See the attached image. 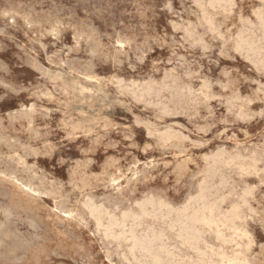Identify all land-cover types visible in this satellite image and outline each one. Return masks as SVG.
Segmentation results:
<instances>
[{"label":"rangeland","instance_id":"374dc122","mask_svg":"<svg viewBox=\"0 0 264 264\" xmlns=\"http://www.w3.org/2000/svg\"><path fill=\"white\" fill-rule=\"evenodd\" d=\"M216 1L0 0V264H264V0Z\"/></svg>","mask_w":264,"mask_h":264},{"label":"bare ground","instance_id":"6f19581e","mask_svg":"<svg viewBox=\"0 0 264 264\" xmlns=\"http://www.w3.org/2000/svg\"><path fill=\"white\" fill-rule=\"evenodd\" d=\"M195 1H196V0H195ZM214 1H216V0H214ZM218 1H219V0H218ZM223 1H224V0H223ZM225 1H227V0H225ZM230 1H231V0H230ZM211 2H213V1H211ZM216 2H217V1H216ZM216 2H215V3H216ZM168 3H169V2H168ZM209 3H210V2H209ZM213 3H214V2H213ZM219 3H220V2H219ZM232 3H233V2H232ZM232 3H231V4H232ZM261 3H262V2H261ZM226 4H227V3H226ZM229 4H230V3H229ZM231 4H230V5H231ZM168 5H169V4H168ZM192 5H193V4H192ZM234 7H235V6H234ZM212 8H213V6H212ZM210 9H211V8H210ZM228 9H230V8H228ZM199 10H200V9H199ZM217 10H218V9H217ZM221 10H223V9H221ZM224 10H225V9H224ZM252 11H253V10H252ZM226 12H227V11H226ZM223 13H224V12H223ZM260 13H261V12H260ZM228 15H229V14H228ZM256 15H257V14H256ZM259 16H260V15H259ZM259 16H258V17H259ZM261 16H263V15L261 14ZM256 18H257V16H256ZM260 18H261V17H260ZM263 18H264V17H263ZM246 19H248V18H246ZM249 19H250V18H249ZM215 20H216V19H215ZM244 20H245V19H244ZM258 20H259V19H258ZM258 20H256V21H258ZM216 21H217V20H216ZM218 21H219V20H218ZM172 22H173V20H172ZM243 22H244V21H243ZM262 22H263V21H262ZM244 23H246V22H244ZM259 23H260V22H259ZM259 23H258V24H259ZM263 23H264V22H263ZM263 23H261L260 25H264ZM178 24H179V23H178ZM173 25H174V24H173ZM190 26H191V25H190ZM248 27H249V26H248ZM248 27H247V28H248ZM241 28H242V27H241ZM250 28H251V27H250ZM177 29H178V28H177ZM177 29H176V30H177ZM213 29H214V28H213ZM243 29H245V28H243ZM253 29H254V28H253ZM176 30H175V31H176ZM229 30H230V29H229ZM262 30H263V28H262ZM180 31H181V30H180ZM188 32H189V31H188ZM261 32H262V31H261ZM189 33H190V32H189ZM214 33H216V32H214ZM239 34H242V35H243V33H239ZM239 34H238V37L240 36ZM257 34H260V33H257ZM245 35H246V34H245ZM243 36H244V35H243ZM253 36H256V35L253 34ZM253 36H252V37H253ZM260 36H261V35H260ZM196 37H197V36H196ZM219 37H220V36H219ZM245 37H246V36H245ZM242 38H243V37H242ZM255 38H256V37H255ZM261 38H262V37H261ZM250 39H251V38H250ZM250 39H249V40H250ZM252 39H253V38H252ZM263 39H264V36H263ZM220 40H221V38H220ZM236 40H237V39H236ZM238 40H239V39H238ZM257 40H258V39H257ZM257 40H256V41H257ZM254 41H255V40H254ZM239 42H240V41H239ZM239 42H236V43H238V45H239ZM242 42H243V41H242ZM263 42H264V41L262 40V42H260V43L262 44ZM194 43H195V42H194ZM227 43H228V42H227ZM252 43H253V42H252ZM205 44H206V43H205ZM241 44H242V43H241ZM247 44H248V42H247ZM122 45H123V44H122ZM234 45H236V44H234ZM234 45H233V46H234ZM238 45H237V46H238ZM242 45H243V44H242ZM244 45H245V44H244ZM255 45H259V43H258V44L255 43ZM255 45H254V46H255ZM169 47H170V46H169ZM220 47H221V46H220ZM241 47H242V46H241ZM257 47H258V46H257ZM257 47H256V48H257ZM261 47H264V46L262 45ZM242 48H243V47H242ZM246 49H247V48H246ZM159 50H160V49H159ZM259 50H260V49H259ZM262 51H263V50H262ZM250 52H251V50H250ZM241 53H242V52H241ZM261 53H262V52H261ZM263 54H264V51H263ZM220 55H221V54H220ZM245 55H246V54H245ZM253 56H254V55H253ZM261 56H262V55H261ZM257 58H258V57H257ZM263 59H264V58H262V60H263ZM136 60H137V59H136ZM262 60H261L260 62H262ZM132 62H133V61H132ZM262 63H263V62H262ZM262 63H261V64H262ZM256 65H257V64H256ZM134 68H135V67H134ZM256 69H257V68H256ZM260 69H261V68H260ZM258 70H259V69H258ZM230 73H231V72H230ZM260 73H261V72H260ZM196 75H197V74H196ZM229 75H230V74H229ZM87 79H88V78H87ZM250 79H251V78H250ZM122 80H123V79H122ZM166 81H167V80H166ZM217 81H218V80H217ZM250 81H251V80H250ZM132 82H133V81H132ZM217 83H218V82H217ZM202 84H203V83H202ZM117 85H118V84H117ZM130 85H131V84H130ZM164 85H165V84H164ZM204 85H205V84H204ZM123 86H124V85H123ZM190 86H191V85H190ZM173 87H174V86H173ZM218 87H219V85H218ZM120 88H121V87H120ZM137 88H138V87H137ZM167 88H168V87H167ZM150 89H151V88H150ZM234 89H235V88H234ZM236 89H237V88H236ZM120 90H121V89H120ZM127 90H128V89H127ZM133 90H134V89H133ZM133 90H132V91H133ZM173 90H174V89H173ZM199 90H200V89H199ZM227 90H228V89H227ZM191 91H192V90H191ZM224 92H225V91H224ZM236 92H237V90H236ZM137 93H138V92H137ZM174 93H176V92H174ZM218 93H219V92H218ZM15 94H16V93H15ZM125 94H126V93H125ZM130 94H131V93H130ZM172 94H173V93H172ZM204 94H205V93H204ZM204 94H203V95H204ZM120 95H121V94H120ZM178 95H179V94H178ZM122 96H123V95H122ZM192 96H193V95H192ZM206 96H207V95H206ZM147 97H148V96H147ZM181 97H182V96H181ZM190 97H191V96H190ZM238 97H239V96H238ZM144 98H145V97H144ZM177 98H178V97H177ZM202 98H203V97H202ZM205 99H207V97H206ZM221 99H222V98H221ZM180 100H181V99H180ZM231 100H232V99H231ZM54 101H55V100H54ZM249 101H250V100H249ZM191 102H192V101H191ZM197 102H198V101H197ZM192 103H193V102H192ZM150 104H151V103H150ZM248 104H249V103H248ZM153 105H155V104H153ZM230 106H233V105H230ZM189 107H190V106H189ZM242 108H243V107H242ZM263 108H264V107H263ZM177 109H178V108H177ZM232 109H233V108H232ZM236 109H237V108H236ZM239 109H240V108H239ZM263 110H264V109H263ZM241 111H242V110H241ZM257 112H258V111H257ZM241 114H242V113H241ZM239 116H240V115H239ZM245 117H246V116H245ZM248 117H249V116H248ZM135 124H136V123H135ZM146 127H147V126H146ZM203 128H204V127H203ZM203 130H204V129H203ZM200 131H201V130H200ZM115 133H116V132H115ZM166 134H167V133H166ZM170 136H171V135H170ZM127 137H128V136H127ZM125 139H126V138H125ZM262 145H263V144H262ZM253 152H254V151H253ZM260 152H261V151H260ZM44 154H46V153H44ZM229 154H231V153H229ZM235 154H236V153H235ZM256 154H257V153H256ZM220 155H221V154H220ZM238 156H239V155H238ZM205 157H206V156H205ZM216 157H217V156H216ZM232 157H233V156H232ZM254 157H255V156H254ZM254 157H253V158H254ZM226 158H227V157H226ZM228 158H229V157H228ZM230 158H231V157H230ZM237 158H238V157H237ZM242 158H243V157H242ZM255 158H256V157H255ZM263 158H264V157H263ZM235 159H236V158H235ZM256 159H257V158H256ZM259 159H260V158H259ZM228 161H229V160H228ZM259 161H260V160H259ZM205 162H206V159H205ZM241 163H242V162H241ZM239 164H240V163H239ZM247 164H248V163H247ZM258 164H259V163H258ZM256 165H257V164H256ZM206 166H207V165H206ZM209 166H210V165H209ZM224 166H226V165H224ZM234 166H235V165H234ZM242 166H243V165H242ZM222 167H223V166H222ZM237 167H238V166H237ZM237 167H236V168H237ZM262 167H263V166H262ZM233 168H234V167H233ZM236 168H235V169H236ZM238 168H239V167H238ZM244 168H245V167H244ZM244 168H243V169H244ZM255 168H257V167H255ZM219 169H220V168H219ZM260 169H261V168H260ZM210 170H211V169H210ZM228 170H229V169H228ZM236 170H237V169H236ZM238 170H239V172H240V169H238ZM253 170H254V169H253ZM207 171H208V170H207ZM216 171H217V170H216ZM241 172H242V171H241ZM245 172H246V171H245ZM247 173H248V172H247ZM257 173H258V172H257ZM241 174H242V173H241ZM249 175H250V174H249ZM253 175H254V174H253ZM225 176H226V175H225ZM246 177H247V176H246ZM257 177H258V176H257ZM257 177H255V178H257ZM213 178H214V177H213ZM219 178H220V177H219ZM221 178H222V177H221ZM248 178H249V176H248ZM208 179H209V178H208ZM231 180H232V179H231ZM229 181H230V180H229ZM257 181H258V180H257ZM192 182H193V181H192ZM207 182H208V181H207ZM210 182H211V181H210ZM198 183H199V182H198ZM202 183H203V182H202ZM238 183H239V182H238ZM222 184H223V182H222ZM221 186H222V185H221ZM227 186H228V185H227ZM203 187H204V186H203ZM205 187H206V186H205ZM207 187H208V186H207ZM209 187H210V186H209ZM230 187H231V186H230ZM232 187H233V186H232ZM236 187H237V186H236ZM222 188H223V187H222ZM240 188H241V187H240ZM248 188H249V187H248ZM27 189H30V188L27 187ZM197 189H198V188H197ZM228 189H229V188H228ZM232 189H233V188H232ZM251 189H252V188H251ZM203 190H204V189H203ZM216 190H217V189H216ZM218 190H219V189H218ZM235 190H236V189H235ZM242 191H243V190H242ZM32 192H33V189H32ZM207 192H208V191H207ZM220 192H221V191H220ZM247 192H248V191H247ZM199 193H200V192H199ZM221 193H222V192H221ZM200 194H201V193H200ZM200 194H199V195H200ZM202 194H204V193L202 192ZM202 194H201V195H202ZM247 194H248V193H247ZM204 195H205V194H204ZM245 195H246V194H245ZM144 196H145V195H144ZM149 196H150V195H149ZM205 196H207V195H205ZM220 196H221V195H220ZM241 196H242V195H241ZM202 197H203V196H202ZM250 197H251V196H250ZM85 198H86V197H85ZM149 198H152V200H153V197H148V199H149ZM189 198H190V197H189ZM229 198H230V197H229ZM231 198H232V197H231ZM244 198H245V197H244ZM244 198H243V199H244ZM207 199H208V198H207ZM223 199H224V198H223ZM215 200H216V199H215ZM217 200H218V199H217ZM221 200H222V199H221ZM221 200H220V201H221ZM225 200H226V199H225ZM227 200H228V199H227ZM233 200H234V199H233ZM106 201H107V200H106ZM145 201H146V200H144L143 202H145ZM156 201H158V200H156ZM159 201H160V200H159ZM201 201H202V200H201ZM203 201H204V200H203ZM203 201H202V202H203ZM206 201H207V200H206ZM222 201H223V200H222ZM84 202H85V201H84ZM153 202H154V201H153ZM191 202H192V201H191ZM193 202H195V201H193ZM193 202H192V203H193ZM199 202H200V201H199ZM204 202H205V201H204ZM204 202H203V203H204ZM208 202H209V201H208ZM213 202H214V201H213ZM216 202H217V201H216ZM113 203H114V202H113ZM157 203H158V202H157ZM188 203H190V202H188ZM188 203H187V204H188ZM192 203H191V204H192ZM200 203H201V202H200ZM203 203H201V204L203 205ZM214 203H215V202H214ZM133 204H134V203H133ZM143 204H144V206H145V203H143ZM149 204H150V203H149ZM153 204H154V203H152V205H153ZM163 204H164V203H163ZM191 204H188V205L190 206ZM195 204H196V203H195ZM195 204H194V205H195ZM201 204H200V205H201ZM206 204H207V203H206ZM215 204H216V203H215ZM215 204H214V205H215ZM87 205H88V204H87ZM90 205H91V203H90ZM147 205H148V203H147ZM152 205H151V206H152ZM192 205H193V204H192ZM198 205H199V204H198ZM198 205H197V206H198ZM200 205H199V206H200ZM202 205H201V206H202ZM214 205H213V207H214ZM217 205H218V204H217ZM217 205H216V207H217ZM238 205H239V204H238ZM88 206H89V205H88ZM100 206H101V205H100ZM100 206H99V207H100ZM137 206H138V205H137ZM151 206H150V207H151ZM162 206H163V205H162ZM166 206H167V204H166ZM181 206H182V205H181ZM184 206H185V205H184ZM197 206H195V208H197ZM203 206H204V205H203ZM206 206H207V205H206ZM209 206H210V205H209ZM211 206H212V205H211ZM232 206H233V205H232ZM236 206H237V205H236ZM95 207H98V206H95ZM95 207H94V208H95ZM169 207H170V206H169ZM213 207H211V208H213ZM218 207H219V206H218ZM94 208H93V209H94ZM198 208H199V207H198ZM200 208H202V207H200ZM204 208H205V207H204ZM204 208H203V209H204ZM209 208H210V207H209ZM209 208H208V209H209ZM211 208H210V209H211ZM214 208H215V207H214ZM219 208H220V207H219ZM236 208H238V207H236ZM98 209H99V208H98ZM138 209L140 210V208H138ZM154 209H156V208L154 207ZM154 209H153V212H154ZM158 209H160V206H159ZM158 209H157V210H158ZM172 209H173V208H172ZM186 209H187V208H186ZM191 209H193L192 206H191ZM203 209H201V210H203ZM217 209H218V208H217ZM242 209H243V208H242ZM85 210H86V209H85ZM91 210H92V209H91ZM91 210H90V211H91ZM96 210H97V209H96ZM116 210H117V209H116ZM150 210H152V209H150ZM157 210H155V211H157ZM161 210H162V207H161ZM167 210H168V209H167ZM169 210H171V209H169ZM187 210L189 211V210H190V207H189V209H187ZM193 210H194V212H196L195 209H193ZM196 210H197V209H196ZM219 210H220V209H219ZM229 210H230V209H229ZM236 210H237V209H236ZM261 210H262V209H261ZM90 211H89V212H90ZM94 211H95V210H94ZM106 211H107V210H106ZM110 211H111V210H110ZM174 211H175V210H174ZM180 211H181V210H180ZM191 211H192V210H191ZM191 211H190V213H191ZM199 211H200V210H199ZM199 211H198V212H199ZM209 211H211V210H209ZM212 211H214V209H213ZM215 211H216V210H215ZM226 211H227V210H226ZM237 211H238V210H237ZM247 211H249V210H247ZM115 212H116V211H115ZM132 212H134V211H132ZM141 212H143V211H141ZM144 212H145V211H144ZM148 212H149V211H148ZM148 212H147V213H148ZM151 212H152V211H151ZM171 212H172V211H171ZM182 212H183V211H182ZM185 212H186V210H185ZM201 212L203 213L204 211H201ZM206 212H207V210H206ZM219 212H220V211H219ZM223 212H224V211H223ZM238 212H239V211H238ZM93 213H95V212H93ZM123 213H124V212H123ZM128 213H129V212H128ZM136 213H138V212H136ZM161 213H163V212H161ZM161 213H160V214H161ZM165 213H166V212H165ZM175 213H176V211H175ZM177 213H178V212H177ZM192 213H193V211H192ZM192 213H191V215H192ZM215 213H216V212L212 213L213 217H214V214H215ZM227 213H228V212H227ZM230 213H231V212H230ZM232 213H233V212H232ZM234 213H235V211H234ZM124 214H125V213H124ZM149 214H150V213H149ZM169 214H170V213H169ZM194 214H195V213H194ZM194 214H193V215H194ZM207 214H208V212L205 214L206 217H209V216H208L209 214H208V215H207ZM220 214H221V213H219V217H220ZM237 214H238V213H237ZM237 214H236V215H237ZM239 214H240V213H239ZM239 214H238V215H239ZM96 215H98V214H96ZM110 215H111V214H110ZM114 215H115V213H114ZM135 215H136V214H135ZM139 215H140V213H139ZM141 215H142V214H141ZM141 215H140V216H141ZM143 215L146 216L145 214H143ZM156 215H157V214H156ZM165 215H166V214H164V216H165ZM167 215H168V213H167ZM171 215H172V214H171ZM175 215H176V214H175ZM180 215H181V214L179 213L178 216H180ZM182 215H183V214H182ZM191 215H190V216H191ZM200 215H203V214L200 213ZM210 215H211V214H210ZM212 215H211V216H212ZM100 216H101V215H100ZM100 216H99V217H100ZM112 216H113V215H112ZM136 216H137V215H136ZM140 216H137V217H140ZM152 216H153V214H152ZM157 216H158V215H157ZM178 216L176 217V219H177V218L180 219ZM186 216H188V215L185 214V217H186ZM190 216H189V217H190ZM222 216H223V215H221V217H222ZM224 216L226 217V215H224ZM228 216H229V214H228ZM243 216H244V215H243ZM103 217H104V216H103ZM108 217H109V216H108ZM122 217H125V218H126V216H122ZM128 217H129V214H128ZM130 217H131V216H130ZM149 217H150V216H149ZM161 217H162V216H161ZM165 217H166V216H165ZM168 217H169V215H168ZM171 217H172V216H171ZM181 217H183V216H181ZM195 217H196V216H195ZM238 217L240 218V216H238ZM250 217H251V216H250ZM250 217H249V218H250ZM117 218H118V217H117ZM133 218H134V217H133ZM135 218H136V217H135ZM144 218H145V217H144ZM173 218H174V217H173ZM198 218H199V217H198ZM202 218H203V217H202ZM204 218H205V216H204ZM216 218H217V215H216ZM222 218H223V217H222ZM226 218H227V217H226ZM234 218H236V217H235V214H234ZM122 219H123V218H122ZM127 219H128V218H127ZM154 219H155V218H154ZM158 219H160V218H158ZM176 219H175V220H176ZM182 219H185V218H182ZM187 219H188V218H187ZM190 219L192 220V217H191ZM210 219H212L213 222H212L211 220H210V221H211L212 223H214L215 220H213V219H215V218H210ZM219 219H220V218H219ZM219 219L217 218L216 220H219ZM224 219H225V218H224ZM252 219H253V218H252ZM256 219H257V218H256ZM123 220H124V219H123ZM129 220H131V218H130ZM136 220H138V219L136 218L135 221H136ZM162 220H164V219H162ZM168 220H169V219H168ZM168 220H167V221H168ZM193 220H194V219H193ZM197 220H198V219H197ZM229 220H230V219H229ZM229 220H228V221H229ZM236 220H237V219H236ZM243 220H244V219H243ZM92 221H93V219H92ZM95 221H97V219H95ZM133 221H134V220L132 219V223H133ZM139 221H140V220H139ZM142 221H143V220H142ZM152 221H153V220H152ZM171 221H172V220H171ZM198 221H199V220H198ZM210 221H209V223L212 224ZM228 221H227V222H228ZM231 221H232V220H230V222H231ZM241 221H242V219H241ZM246 221H247V220H246ZM248 221H249V220H248ZM107 222H108V220H107ZM126 222H127V221H126ZM128 222H129V221H128ZM136 222H137V221H136ZM182 222H183V221H182ZM187 222H189V221H187ZM201 222L203 223L202 220H201ZM206 222H207V221H206ZM206 222H205V223H206ZM222 222H223V221H222ZM230 222H229V223H230ZM16 223H17V222H16ZM121 223H123V222H121ZM130 223H131V222H130ZM138 223H139V222H138ZM169 223H170V221H169ZM175 223H176V222H175ZM177 223H178V221H177ZM189 223H190V222H189ZM192 223H193V222H192ZM192 223H191V224H192ZM199 223H200V222H199ZM202 223H201V224H202ZM216 223L219 224V222H216ZM224 223H226V222H224ZM253 223H254V222H253ZM21 224H22V223H21ZM101 224H102V223H101ZM124 224H125V222H124ZM150 224H151V223H150ZM165 224H166V223H165ZM171 224H172V223H171ZM180 224L184 225L183 223H181V220H180ZM220 224H221V223H220ZM243 224H244V223H243ZM246 224H247V223H246ZM108 225H109V224H108ZM143 225H144V224H143ZM182 225H181V226H182ZM193 225H194V223H193ZM203 225H204V224H203ZM224 225H225V224H223V227H226V226H227V225H225V226H224ZM27 226H28V225H27ZM99 226H100V225L98 224L97 227H99ZM149 226L152 227V225H149ZM176 226H177V225H176ZM179 226H180V225H178V228H179ZM194 226H195V225H194ZM212 226H215V225H212ZM216 226H217V225H216ZM221 226H222V225H221ZM229 226H230V225H229ZM233 226H234V225H233ZM100 227H102V226H100ZM119 227H120V226H119ZM125 227H126V226H125ZM129 227H130V226H129ZM134 227H135V226H134ZM141 227H142V226H141ZM146 227H147V224H146V226H145V230H146ZM182 227H183V226H182ZM182 227H181V228H182ZM184 227H185V226H184ZM184 227H183V228H184ZM208 227H211V226H209V224H208ZM208 227H207V228H208ZM236 227H237V226H236ZM104 228H105V227H104ZM123 228H124V226H123ZM131 228H132V227H131ZM164 228H165V227H164ZM175 228H176V227H174L173 229H175ZM187 228H188V227H187ZM189 228H190V227H189ZM191 228H193V226H191ZM198 228H200V224H199V227H198ZM213 228H214V227H213ZM230 228H231V229H233V228L235 229V227H233V228L230 227ZM260 228H261V227H260ZM29 229H30V228H29ZM106 229H107V228H106ZM114 229H115V228H114ZM125 229H126V228H125ZM136 229H138V228H136ZM136 229L134 228V230H136ZM162 229H163V228H162ZM202 229H203V228H202ZM202 229H201V231H202ZM211 229H212V227H211ZM227 229H228V228H227ZM238 229H239V228L237 227L236 230H238ZM104 230H105V229H104ZM123 230H124V229H123ZM145 230H144V233L146 232ZM149 230H150V229H149ZM151 230H152V228H151ZM167 230H168V229H167ZM170 230H171V229H170ZM177 230H178V229H177ZM185 230L187 231V229H185ZM191 230H192V231H193V230H194V231L196 230V232H194V233H197V231H198V230L196 229V227H194V229H191ZM191 230L189 229V232H191ZM215 230H216V229H215ZM215 230L212 229L213 232H215ZM218 230H219V229H218ZM218 230H217V231H218ZM223 230H224V229H223ZM106 231H107V235L110 236V235H109L110 233L108 234L109 229L106 230ZM121 231H122V230H121ZM152 231H153V230H152ZM163 231H164V230H163ZM203 231H204V229H203ZM207 231H208V230H207ZM220 231H222V230H220ZM233 231H234V230H233ZM101 232H102V231H101ZM129 232H131L130 229H129ZM135 232H136V231H135ZM139 232H140V230L138 231V233H139ZM154 232H156V231H154ZM154 232H153V233H154ZM176 232H177V231H176ZM189 232H188V233H189ZM198 232H200V231H198ZM218 232H219V231H218ZM230 232H231V231H230ZM234 232L236 233V231H234ZM234 232H233V233H234ZM105 233H106V232H105ZM124 233H125V232H124ZM124 233H122V234H124ZM161 233H162V232H161ZM174 233H175V232H174ZM179 233L181 234V232H179ZM179 233H178L177 235H179ZM182 233H183V232H182ZM186 233H187V232H186ZM191 233H192V232H191ZM194 233H192V234L194 235V236H192V237H194L193 239L198 240V239L195 238V237H196V236H195L196 234H194ZM200 233H201V232H200ZM205 233H206V232H205ZM220 233H221V235H222V232H220ZM227 233H228V232H227ZM243 233H245V232H243ZM113 234H114V233H113ZM116 234H117V233H116ZM131 234H132V233H131ZM131 234H130V235L128 234V236H131ZM134 234H135V233H134ZM142 234H143V232H142ZM148 234H149V232H148ZM157 234H158V233H156V235H157ZM171 234H172V233H171ZM202 234H203V233H202ZM202 234H200V235H202ZM216 234H217V233H216ZM103 235H104V234H103ZM107 235H106V236H107ZM114 235H115V234H114ZM117 235H118V234H117ZM119 235H120V234H119ZM145 235H146V234H145ZM152 235H153V234H152ZM158 235H159L160 237H163V236H161L160 234H158ZM163 235H164V233H163ZM175 235H176V234H175ZM175 235H174V236H175ZM182 235H183V234H182ZM185 235H186V234H185ZM188 235L190 236V233H189ZM200 235H199V236H200ZM213 235H214V234H213ZM218 235L220 236L219 233H218ZM218 235H217V236H218ZM224 235H225V234H224ZM230 235H232V234H230ZM237 235H238V234H237ZM241 235H242V234H241ZM243 235H244V234H243ZM38 236H39V235H38ZM120 236H121V235H120ZM132 236H133V234H132ZM132 236H131V237H132ZM135 236H137V235H135ZM149 236H150V235H149ZM159 236H158V237H159ZM165 236H166V235H165ZM165 236H164V237H165ZM219 236H218V237H219ZM226 236H228V235H226ZM238 236H239V235H238ZM112 237H115V236H112ZM122 237H123V236H121V240H123ZM131 237H130V238H131ZM153 237H154V235H153ZM153 237H152V238H153ZM177 237H178V236H176V238H177ZM181 237H182V236H181ZM183 237H184V236H183ZM231 237H232V236H231ZM247 237H248V236H247ZM124 238H125V237H124ZM136 238H138V237H136ZM147 238H148V237H147ZM152 238H150V240H151ZM155 238H156V237H155ZM176 238H175V239H176ZM184 238H186V237H184ZM199 238H200V237H199ZM232 238H233V237H232ZM232 238H230V239H232ZM242 238H243V237H242ZM250 238H251V237H250ZM103 239H104V238H103ZM126 239H127V238H126ZM142 239L144 240V238H142ZM142 239H141V238H140V239L138 238L137 240L140 242V240H142ZM153 239H154V238H153ZM157 239H158V238H157ZM167 239H168V238H167ZM167 239H166V240H167ZM169 239H170V238H169ZM171 239H172V238H171ZM171 239H170L169 241H171ZM189 239H190V237H189L188 239L186 238L185 241H188ZM193 239H192V240H193ZM114 240H115V241H116V240L118 241L119 239H118L117 236H116V239H114ZM131 240H133V239H131ZM143 240H142V241H143ZM145 240H147V239H145ZM154 240L157 241L156 239H154ZM158 240H160V239H158ZM161 240H162V239H161ZM163 240H164V239H163ZM163 240H162V241H163ZM177 240H178V238H177ZM179 240H180V238H179ZM179 240H178V242H181V240L183 241V239H181L180 241H179ZM201 240H202V239H201ZM218 240H219V239H218ZM221 240H222V239H221ZM221 240H220V241H221ZM248 240H249V239H248ZM32 241H33V240H32ZM125 241H126V240H125ZM129 241H130V240H129ZM133 241H134V240H133ZM147 241H148V240H147ZM152 241H153V240H152ZM172 241H174V240H172ZM175 241H176V240H175ZM222 241H223V240H222ZM231 241H232V240H231ZM243 241H244V240H243ZM126 242H127V241H126ZM143 242H145V241H143ZM148 242H149V241H148ZM153 242H154V241H153ZM167 242H168V241H167ZM189 242H190V241H189ZM191 242H192V241H191ZM214 242H215V241H214ZM229 242H230V241H229ZM249 242H250V241H249ZM253 242H254V241H253ZM124 243H125V242H124ZM124 243H123V244H124ZM131 243H132V241H131ZM134 243H135V242H134ZM140 243H141V242H140ZM150 243H151V242H150ZM160 243H161V241H160ZM162 243H164V242H162ZM162 243H161V244H162ZM165 243H166V242H165ZM176 243H177V242H176ZM195 243H196V242H195ZM202 243H203V241H202ZM205 243H206V242H205ZM223 243H224V241H223ZM226 243H227V242H226ZM111 244H112V243H111ZM132 244H133V243H132ZM132 244H131V246H132ZM135 244H137V243H135ZM135 244H134V246H135ZM166 244H167V246H168V243H166ZM182 244H183V243H182ZM192 244H193V242H192ZM140 245H141V244H140ZM142 245H143V243H142ZM144 245H145V244H144ZM144 245H143V246H144ZM156 245H157V244H156ZM177 245H178V243H177ZM180 245H181V243H180ZM185 245H186V244H185ZM189 245H190V244H189ZM138 246H139V245H138ZM153 246H154V249H155V248H156V247H155V244H154ZM153 246H152V247H153ZM159 246H160V245H159ZM159 246H158V247H159ZM161 246H163V245H161ZM167 246L165 245L166 248H167ZM171 246H172V245H171ZM178 246H179V245H178ZM181 246H182V245H181ZM191 246H193V245H191ZM197 246H198V244H197ZM201 246H202V245H201ZM205 246H207V243H206ZM149 247H151V246L149 245ZM169 247H170V243H169ZM173 247H174V246H173ZM179 247H180V246H179ZM186 247H190V246H186ZM207 247H208V246H207ZM219 247H220V246H219ZM219 247H218V248H219ZM234 247H235V246H234ZM126 248H127V247H126ZM131 248H133V247H131ZM135 248H137V245L135 246ZM138 248H139V247H138ZM138 248H137V249H138ZM160 248H162V247H160ZM174 248H175V247H174ZM174 248H173V249H174ZM182 248H184V247L182 246ZM208 248H210V247H208ZM208 248H207V249H208ZM128 249H130V248H128ZM142 249H143V248H142ZM151 249H152V248H151ZM167 249H168V248H167ZM169 249H171V248H169ZM175 249H176V248H175ZM177 249H178V248H177ZM177 249H176V250H177ZM185 249H187V248H185ZM189 249H190V248H189ZM191 249H192V248H191ZM191 249H190V250H191ZM195 249H196V248H195ZM205 249H206V248H205ZM214 249H215V248H214ZM133 250H134V248H133ZM148 250H149V249H148ZM148 250H147V251H148ZM160 250H161V249H160ZM160 250H159V252H160ZM162 250H163V249H162ZM171 250H172V249H171ZM171 250H170V251H171ZM176 250H175V251H176ZM178 250H179V249H178ZM134 251H136V249H135ZM141 251H143V250H140V252H141ZM151 251H152V250H151ZM154 251H156V250H154ZM165 251H166V250H165ZM165 251H164V252H165ZM193 251H194V250H193ZM197 251H198V250H197ZM197 251H196V252H197ZM201 251H202V250H201ZM201 251L199 250V252H201ZM210 251H212V250H210ZM114 252H115V251H114ZM136 252H137V251H136ZM157 252H158V251H157ZM159 252H158V253H159ZM162 252H163V251H162ZM166 252H168V250H167ZM173 252H174V251H173ZM179 252H180V250H179ZM186 252H188V251L186 250ZM191 252H192V250H191ZM191 252H190V253H191ZM196 252H195V253H196ZM208 252H209V250H208ZM221 252H222V251H221ZM229 252H230V251H229ZM127 253H130V251H128ZM138 253H139V251H138ZM138 253H137V254H138ZM147 253H148V252H146V253H144V254L147 255ZM175 253H176V252H174L173 254H175ZM193 253H194V252H193ZM193 253H192V254H193ZM215 253H216V252H215ZM215 253H214V254H215ZM153 254H154V253H153ZM155 254H156V252H155ZM166 254H167V253H166ZM180 254H182V253L180 252ZM180 254H178V255H180ZM199 254H200V253H199ZM203 254H205V251H204V253H202V255H203ZM127 255H128V254H127ZM131 255H132V254H131ZM138 255H139V254H138ZM149 255H150V254H149ZM158 255H159V254H158ZM163 255H165V254H163ZM163 255H162V253H161V257H164ZM169 255L172 256V255H171V252L169 253ZM184 255H185V254H184ZM205 255H208V253L205 254ZM216 255H217V254H216ZM221 255H222V253H221ZM235 255H236V254H235ZM245 255H246V254H245ZM12 256H13V255H12ZM133 256H135V254H134ZM136 256H137V255H136ZM152 256H153V255H152ZM166 256H167V255H166ZM188 256H189V255H188ZM194 256H196V255H194ZM197 256H198V255H197ZM217 256H218V255H217ZM226 256H228V255H225V259H226ZM123 257H124V256H123ZM143 257H144V256H143ZM148 257H149V256H148ZM153 257H158V256L156 255V256H153ZM173 257H174V256H173ZM178 257H179V256H178ZM178 257L175 256V258H178ZM183 257H184V256H183ZM183 257H182V258H183ZM189 257H190V256H189ZM189 257H188V258H189ZM202 257H203V256H202ZM208 257H209V256H208ZM223 257H224V256H223ZM232 257H233V256H232ZM234 257H235V256H234ZM10 258H11V257H10ZM133 258H134V257H133ZM133 258H131V259L134 260ZM138 258L141 259V258H142V255H141V258H140V257H138ZM167 258H168V257H167ZM185 258H186V257H185ZM194 258H195V257H194ZM204 258H205V257H204ZM209 258H210V257H209ZM211 258H213V257H211ZM228 258H229V256H228ZM123 259H124V258H123ZM136 259H137V258H136ZM145 259L148 260V258H144V260H145ZM149 259H151V256H150ZM153 259H154V258H153ZM155 259H161V258H155ZM171 259H172V257H171ZM173 259H174V258H173ZM173 259H172V261H174ZM179 259H180V258H178V260H179ZM190 259H191V258H190ZM190 259H188V260H190ZM196 259H197V258H196ZM200 259H201V256H200ZM202 259H203V258H202ZM230 259H231V258H230ZM234 259H235V258H234ZM234 259H233V261H234ZM238 259H239V258H238ZM238 259H237V262H239ZM126 260H127V259H126ZM142 260H143V259H142ZM161 260H163V259H161ZM203 260H204V259H203ZM203 260H200V261L202 262ZM209 260H210V259H209ZM220 260H221V259H220ZM223 260H224V258H223ZM135 261L138 262L137 260H135ZM155 261H156V260H154V262H155ZM164 261H165V260H164ZM167 261H168V260H167ZM191 261H192V259H191ZM197 261H198V260H197ZM205 261H207V259H205ZM211 261H212V260H211ZM225 261H226V260H225ZM230 261H232V259H231ZM233 261H232V264H233ZM242 261H243V260L241 259L240 262H242ZM244 261H245V260H244ZM140 262H141V261H139V263H140ZM149 262H150V261H149ZM152 262H153V260H152ZM159 262H160V260H159ZM169 262H170V261H169ZM174 262H176V261H174ZM178 262H179V261H178ZM182 262H183V261L181 260V264H183ZM201 262H200V263H201ZM203 262H204V261H203ZM209 262H210V261H209ZM209 262H207V263H209ZM226 262H227V261H226ZM141 263H142V262H141ZM146 263H148V262H146ZM155 263H156V262H155ZM155 263H154V264H155ZM161 263H163V262L161 261ZM161 263H160V264H161ZM166 263H167V262H166ZM185 263H186V262H185ZM190 263H191V262H190ZM190 263H189V264H190ZM198 263H199V261H198L197 263H195V264H198ZM234 263H235V262H234ZM243 263H245V262H243ZM243 263H240V264H243ZM142 264H143V263H142ZM149 264H150V263H149ZM152 264H153V263H152ZM157 264H158V262H157ZM169 264H170V263H169ZM204 264H205V263H204Z\"/></svg>","mask_w":264,"mask_h":264}]
</instances>
